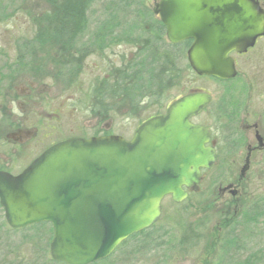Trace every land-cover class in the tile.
Listing matches in <instances>:
<instances>
[{
  "label": "rangeland",
  "instance_id": "obj_1",
  "mask_svg": "<svg viewBox=\"0 0 264 264\" xmlns=\"http://www.w3.org/2000/svg\"><path fill=\"white\" fill-rule=\"evenodd\" d=\"M116 1L94 2L89 21L95 23L107 16V6L115 8ZM128 5L136 12L127 19L144 17L145 24L154 20V0H129ZM45 6L44 0H26L23 5L20 0H0V168L12 173L26 166L49 140L104 133L129 139L139 121L151 112L137 97L132 108L121 102L102 116L91 112L86 94L92 85L99 84L95 78L102 77L104 70L91 68L88 58L78 76H64L62 57L70 63L72 57L62 55L57 43L33 35L35 27L26 10ZM12 11V16L6 15ZM24 37L30 39L28 70L18 73L9 67L18 50L17 40ZM119 51L125 58L130 54L126 46ZM232 56L237 62L232 80L220 82L183 69L180 79L168 90L172 99L202 90L212 97L209 105L191 119L210 131L216 150L215 163L204 171L198 191L190 192L179 203L170 195L164 196L160 217L152 227L129 236L107 258L92 264H251L252 256L264 255V214L258 218L254 214L253 224H239L240 213L250 205L264 208L260 202L264 197V147L254 150L248 159L244 193L216 198L219 187L237 180L247 146L255 144L253 133L244 131L245 126L264 111V46ZM114 65H120L117 58ZM146 102L150 103L149 99ZM260 119L264 131V118ZM232 236L240 244H231ZM51 238L48 223L10 228L0 207V264H64L50 257Z\"/></svg>",
  "mask_w": 264,
  "mask_h": 264
},
{
  "label": "water",
  "instance_id": "obj_2",
  "mask_svg": "<svg viewBox=\"0 0 264 264\" xmlns=\"http://www.w3.org/2000/svg\"><path fill=\"white\" fill-rule=\"evenodd\" d=\"M153 12L171 43L191 39L187 61L199 76L234 78L229 54L245 52L264 34V12L256 0H159ZM210 101L206 92H190L141 123L128 140L72 137L48 147L18 174L0 171L6 223H50L55 261L90 264L106 258L157 221L164 196L177 203L187 197L186 189L198 190L215 150L208 145L210 132L191 118Z\"/></svg>",
  "mask_w": 264,
  "mask_h": 264
},
{
  "label": "trees",
  "instance_id": "obj_3",
  "mask_svg": "<svg viewBox=\"0 0 264 264\" xmlns=\"http://www.w3.org/2000/svg\"><path fill=\"white\" fill-rule=\"evenodd\" d=\"M96 1L44 0L46 6L42 9L29 7L26 10L35 27L34 34L43 36L51 42L60 43L62 55L72 57L71 63L62 57V72L67 78H74L81 73L79 71L83 67L82 62L87 57L86 52L89 48L95 52L92 59L96 64L93 68L104 70V75L95 78L99 84L92 85L86 94L88 98L86 104L91 100L89 107L91 112H98L97 115H101L121 102L132 108L134 101L139 98L143 106L151 108V112L139 121L141 123L163 112L172 100L168 90L180 79L181 71L184 69L192 72L186 60V50L190 40L176 44L169 43L165 37L164 26L155 17L146 24L144 17L135 21L127 19L126 16L136 12L128 5L129 0L116 1L115 8L107 6L109 10L106 12L107 16L103 15L102 19L92 23L89 21L90 7ZM25 3L26 0H20L21 5ZM6 9L8 10V7ZM113 11L116 16L112 15ZM13 13L14 11L6 15L12 16ZM118 40H122L121 44L130 46L128 48L131 52L127 58L123 56L124 54L118 56L119 66L114 65L111 58L104 56L105 48L102 50V45L106 42L108 43L105 47L112 46V43ZM183 60L184 64L180 65ZM135 97L137 98L132 101ZM146 99H149L150 103H147ZM260 202L261 206H264V197ZM254 214L256 218L262 216L264 208H254L250 205L240 213L239 224H253L256 221ZM136 234L139 233L133 235ZM230 240L235 246L240 244L233 236ZM252 257L254 258L251 264H264V255Z\"/></svg>",
  "mask_w": 264,
  "mask_h": 264
},
{
  "label": "flooded vegetation",
  "instance_id": "obj_4",
  "mask_svg": "<svg viewBox=\"0 0 264 264\" xmlns=\"http://www.w3.org/2000/svg\"><path fill=\"white\" fill-rule=\"evenodd\" d=\"M154 1L157 2V0H154ZM257 1L259 2L260 7L264 11V0H257ZM152 12H153V9H152ZM154 16L156 17L157 20H159V18H158V16L156 14H154ZM117 30H119V27L117 28ZM17 42H18V44L15 46V51H16V47L18 48V50H17L16 56H15V58L13 60V64L10 63V67L9 68H10V70L12 69L15 72L19 73V72H22L25 69V65L28 63V57H29V55H28V52H29L28 47H29L30 39H27L26 37H24L21 40H17ZM107 43L108 42H106L105 44L102 45V50H104V48H105L104 56L106 58H111L113 60V63H114L115 58L118 59L119 58L118 56L120 54H122V51H119V49L122 48V46L123 47L124 46L130 47L128 45H125L124 43L121 44L122 40H118V41L112 43L113 44L112 46H106L105 47V45ZM172 44H176V43H172ZM257 46H259V47H263L264 46V35L260 36V37H257L255 42H254V45L252 47L248 48L246 50V52H244V53H235L234 52L231 55H244V54L254 50L255 48H257ZM61 48H62L61 44L58 43V49L61 50ZM94 53L95 52H93V49L89 48L88 52H86L87 57L82 62L83 67H84V62H85L86 59L90 58V60H91L92 58H94ZM123 53H124V50H123ZM130 54H131V52H130ZM96 57H98V56H96ZM90 60L88 61L87 64L92 66L91 68H93V65L96 64L94 62L95 60H92L91 62H90ZM97 61H99V59H97ZM234 61H235V67H236V70H237V62H236L235 58H234ZM25 70H28V68H26ZM171 101H173V100H171ZM169 103L166 105V107L169 105ZM166 107L164 109H166ZM56 114L57 113H55L54 115L52 114V116H55ZM255 115H256V119H254L253 122L250 123L249 125H246L245 126V130H244V131L253 133V136L255 138V141H254L255 144H253V143H249L248 144L247 151H246L247 153H246V156L244 158V164L243 165H245V163H246L247 155H249V159H250V155H251V153L254 150L264 147V131H263L262 126L260 124V122L262 121L260 118H264V111L258 112ZM52 116L50 117V120H52V121H54L56 123V120L53 119ZM63 139H65V138H60L59 140H49L48 143H46L43 148L41 147L42 149L34 157H32L28 161L27 165L35 157H37L39 154H41L47 147H49L50 145H52V144H54V143H56V142H58L60 140H63ZM209 145L213 146V143H212L211 140H210ZM213 148H214V146H213ZM215 154H216V150H215ZM215 159H216V157H215ZM242 167L240 168V171H239V174H238V178H237L236 181L231 180L233 182L229 181L226 184H224L222 187L218 188V196L216 197L218 200L219 199H223L226 195H229L230 197L235 198V197H238L239 195H242V193H244V187L242 186V183L244 181V177H246V172L248 171V167L249 166H247L246 170L241 173ZM23 168H21L18 172H20ZM0 170L8 171V169H6V168H0ZM8 172H10V171H8ZM18 172H16V173H18ZM10 173H12V172H10ZM16 173H13V174H16ZM225 187H227V188H225Z\"/></svg>",
  "mask_w": 264,
  "mask_h": 264
}]
</instances>
